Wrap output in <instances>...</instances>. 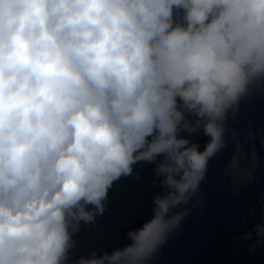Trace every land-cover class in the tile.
<instances>
[{
    "label": "clouds",
    "instance_id": "1",
    "mask_svg": "<svg viewBox=\"0 0 264 264\" xmlns=\"http://www.w3.org/2000/svg\"><path fill=\"white\" fill-rule=\"evenodd\" d=\"M253 90L264 0H0V264H68L141 162L163 189L151 219L74 264H153ZM201 128L202 151L179 135Z\"/></svg>",
    "mask_w": 264,
    "mask_h": 264
}]
</instances>
